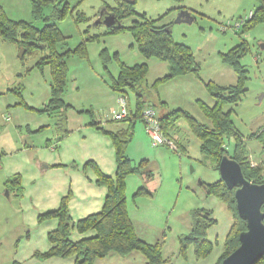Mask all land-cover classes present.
I'll return each mask as SVG.
<instances>
[{
  "label": "rangeland",
  "instance_id": "rangeland-1",
  "mask_svg": "<svg viewBox=\"0 0 264 264\" xmlns=\"http://www.w3.org/2000/svg\"><path fill=\"white\" fill-rule=\"evenodd\" d=\"M33 2L0 0V6L7 18L31 22L38 28L45 23H56L64 37L56 48L68 49L65 59L68 86L63 100L73 106L62 111L61 116L66 114L65 125H60V112L43 111L50 98L51 79L49 65L41 61L43 44L39 45L40 49H31L20 57L19 44L0 35V264H75L73 256L41 254L47 249V232L57 225L54 218L40 215L44 213L43 200L32 190L41 191V182H30L23 189L21 176L17 174L22 187L18 192L15 187L6 188L5 181L14 179L19 169L28 173L40 153L37 147L50 152L46 147L48 136L53 139L64 129V135H68L65 152L78 158L93 152L95 145L78 129L81 123L76 116L86 120L93 117L104 123V115L111 108H118L110 81L118 74L121 62L126 65L147 63V88L153 98L165 103L168 113L177 110L178 117L172 125L182 144L180 146L168 134L177 143L176 151L168 146H151L143 122L136 118L133 137L126 146L132 165L142 172L130 174L132 181L126 188V205L132 215L134 231L143 241L159 244L163 259L160 264H216L224 251L233 215L221 200L205 193L201 183L214 182L220 175L201 154L200 142L188 119L181 114L187 113L210 126L200 107L201 102L213 103L206 83L236 84L235 70L221 60L220 54L244 42L240 62L247 70L245 92L237 104H227L223 110L230 112L234 131L242 139L249 160L264 166L262 143L249 137L258 131L264 134V49L261 48L264 26L261 23L240 29L232 26L238 18L252 13L255 0H135L134 10L152 19L159 18L156 25L169 26L173 40L187 45L199 65L197 74L187 73L165 81L157 79L167 74V63L155 57L144 58L131 30L112 32L103 23H95L106 5H116L115 0H56V6L49 4L42 8V16H51L46 21L34 16ZM56 9H65L62 18H56ZM179 15L183 16V21H177ZM132 19L130 15L120 23L129 26ZM81 43L83 50L74 51ZM126 98L128 108L134 111V92L127 89ZM156 109L159 112L160 107L156 105ZM236 136L225 137L229 154L234 152ZM56 149L58 146L51 152ZM88 159L75 169L85 173L93 170L86 164ZM49 172L54 179L48 188H55L59 184V173ZM148 172L150 178L145 174ZM141 187L149 193H136ZM63 196L70 197L69 192ZM196 209L209 210L216 219L206 232L212 248L204 258L196 257L192 243L182 247L180 242L192 231V213ZM71 238L75 236L72 234ZM98 259L93 264H146L139 251L124 256L112 252Z\"/></svg>",
  "mask_w": 264,
  "mask_h": 264
},
{
  "label": "trees",
  "instance_id": "trees-1",
  "mask_svg": "<svg viewBox=\"0 0 264 264\" xmlns=\"http://www.w3.org/2000/svg\"><path fill=\"white\" fill-rule=\"evenodd\" d=\"M134 2L135 0H115V6L106 5L103 13H113L119 22L127 16L134 17L129 26L121 24L120 26L107 28L112 32L125 29L131 30L137 49L144 58L155 57L167 63L168 72L157 79L158 81H165L187 73L197 74L199 65L194 60L190 48L182 42L173 40L169 26L166 24L156 25L159 18L152 19L144 13H137L133 8ZM255 2L250 17L241 27L255 23H261L264 26V0H255ZM57 3L56 0H34L32 5L34 16L41 17L45 21L48 20L51 17L50 15L42 16L43 6L51 4L54 7ZM54 12H57L55 13L56 18H62L65 9H56ZM0 35L4 39L19 44L20 57H23L31 49H40L39 45L43 44L41 61L49 65L51 75L50 98L43 111L57 112L69 107L70 104L63 100V94L68 86V68L65 60L68 49L59 51L58 47L56 48L57 43H61L64 39L56 23H45L41 28H38L31 22L15 21L7 18L0 6ZM83 43L74 51H82ZM244 49V42H241L228 52L220 54L221 60L231 65L235 70L237 75L236 84L221 86L212 81L206 83L207 89L213 98V103L207 105L201 102L200 107L205 117L210 121V126L198 122L187 113L181 115L188 119L194 135L198 138L201 154L208 158L216 170H218L221 157L227 155L240 164L242 173L247 180L254 183H264V166L253 165L250 162L242 139L238 135L236 136L229 115L230 112L223 110V107L227 104H237L245 92L244 85L247 79V70L240 62ZM240 50L243 52H240ZM147 69L146 62L133 65H126L121 62L118 74L116 77L111 78L110 87L113 91L126 98V91L130 89L136 97V107L131 112V116L122 120L132 121L140 118L141 110L146 103L158 101V99L153 98L154 96L147 88ZM154 106L156 107V103ZM176 111L159 115L161 127L167 135L170 128L172 129L176 117H178L175 114ZM103 132L109 135L114 147L116 162L114 174H104L92 160L86 162L96 171L95 183L106 188L102 208L74 221L68 209L67 199H69V196H62L57 208L40 214L41 217L57 220L56 227L47 232L49 246L41 254L45 257L73 256L75 264H93L96 259L103 258L112 252L124 256L132 251H139L144 256L146 264H160L163 259L159 244L147 243L137 236L126 205L125 179L129 174L142 173L138 166L132 165L131 160L126 155V146L131 137V130L125 129L116 132L103 130ZM231 134L236 136V143L234 152L229 154L225 148V137ZM249 137L259 140L264 148V134L262 131L251 133ZM145 174L147 177H151V173ZM201 184L206 194L213 195L221 200L233 215V222L225 238L224 251L216 262V264H220L222 259L238 246V236L241 231L246 229V222L237 213L234 188L229 189L221 178L211 183ZM8 186L15 187L20 192L22 190L20 177L16 174L14 179H7L5 187L9 188ZM142 192L149 193L142 187L136 193ZM261 210L264 212V204L261 206ZM215 222L216 219L212 216L211 211L206 209L194 210L192 213V231L180 240L182 247L192 243L196 257H206L212 248V243L207 239L206 232ZM73 231L82 234L92 231V234L72 239L71 234ZM254 264H264V254Z\"/></svg>",
  "mask_w": 264,
  "mask_h": 264
},
{
  "label": "crops",
  "instance_id": "crops-1",
  "mask_svg": "<svg viewBox=\"0 0 264 264\" xmlns=\"http://www.w3.org/2000/svg\"><path fill=\"white\" fill-rule=\"evenodd\" d=\"M113 92L116 95V101L118 103V100L122 95L115 91ZM159 101L160 100L156 101L157 108L159 109L160 107L159 112H157L159 115H166L169 110L166 108L165 103H161ZM68 104H70V106H73L71 103ZM158 105L160 106L158 107ZM58 112H60V116L63 113L62 111H57L56 113ZM131 112L133 111L131 110ZM64 116H66V114ZM64 116H61L60 118V125H65L66 123V118H64ZM76 117V120L80 121L81 123L78 129H80L84 134L88 135L93 145H95V149L91 154L87 155L84 158H78L75 155H70L68 152H65L66 148L64 147V144H66L68 135H64L66 131V129H64V132L60 133L61 135L54 136L53 139L48 136L49 138L47 139L46 147H48L50 152H47L43 148L37 147L38 150H40V153H38V157L35 158V161L33 162V165L29 168L28 173H24L20 169L16 173H14L20 174L23 189H25V187L28 186L30 182H41V191L38 189H34L32 190V192H34L43 200L41 201L42 210H44L43 212L57 208L61 200L60 198L65 194V192L68 191L70 193L68 209L71 218L74 221L83 218L90 213L99 211L102 208L104 196L106 193V188L104 186H100L95 183L96 171L94 168H92L93 170L90 171L87 170L85 173L82 172L80 169L76 170L75 166H77V168L80 167L85 158H89L88 160L94 161L99 170L104 174H114L116 168L114 147L112 145L111 138L109 137V135L104 133L103 130L116 132L123 131L125 129H130L131 137L129 140H131L134 133V127L136 126V119L132 121H129L128 119L119 121L107 119L104 120V123H102L99 120L93 119V117L90 120L84 119L83 116ZM168 134L171 135L180 146H182L181 139L178 136L176 128H170ZM57 146L58 149L51 152ZM251 163L253 165L255 163L262 165L261 162ZM55 170L59 173V184L55 188L53 186L51 188H48V186L54 179V176L50 174L49 171ZM131 179L132 178L129 174L125 179L126 188L128 187V184L132 181ZM43 186L48 189H44ZM127 209L133 225L132 215L128 206ZM54 221L55 223L57 222L55 218ZM72 234L75 236V238L73 239H78L84 235H91L92 231L81 235L78 232L73 231ZM48 246L49 244H47V248Z\"/></svg>",
  "mask_w": 264,
  "mask_h": 264
},
{
  "label": "water",
  "instance_id": "water-1",
  "mask_svg": "<svg viewBox=\"0 0 264 264\" xmlns=\"http://www.w3.org/2000/svg\"><path fill=\"white\" fill-rule=\"evenodd\" d=\"M102 13L95 23L101 22L107 27L121 25L113 13H107L103 17ZM182 17L179 15L177 21H183ZM261 48L264 49L263 44ZM218 172L226 186L235 189L236 210L246 222V229L239 233L238 246L220 264H254L264 254V212L261 210L264 204V183L247 180L240 164L227 155L221 157Z\"/></svg>",
  "mask_w": 264,
  "mask_h": 264
},
{
  "label": "built area",
  "instance_id": "built-area-1",
  "mask_svg": "<svg viewBox=\"0 0 264 264\" xmlns=\"http://www.w3.org/2000/svg\"><path fill=\"white\" fill-rule=\"evenodd\" d=\"M250 15L251 12L247 17L244 16L235 20L232 25L234 29H240ZM130 116L131 110L128 108L127 99L122 95L118 100V108H111L104 115V119L119 121L124 118H129ZM140 119L144 124L145 132L149 137L152 146H168L174 151L177 150V143L169 135L164 133L161 127L159 114L152 102L146 103V105L142 108Z\"/></svg>",
  "mask_w": 264,
  "mask_h": 264
},
{
  "label": "flooded vegetation",
  "instance_id": "flooded-vegetation-1",
  "mask_svg": "<svg viewBox=\"0 0 264 264\" xmlns=\"http://www.w3.org/2000/svg\"><path fill=\"white\" fill-rule=\"evenodd\" d=\"M107 13H108V12H106V13H102V15H101V16L103 17V16H105V14H107Z\"/></svg>",
  "mask_w": 264,
  "mask_h": 264
}]
</instances>
